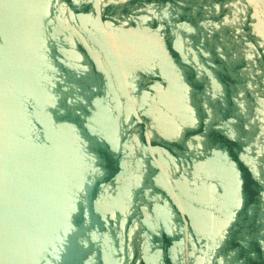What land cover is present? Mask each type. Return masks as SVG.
Here are the masks:
<instances>
[{
  "label": "water",
  "instance_id": "water-1",
  "mask_svg": "<svg viewBox=\"0 0 264 264\" xmlns=\"http://www.w3.org/2000/svg\"><path fill=\"white\" fill-rule=\"evenodd\" d=\"M0 264H264V0H0Z\"/></svg>",
  "mask_w": 264,
  "mask_h": 264
}]
</instances>
